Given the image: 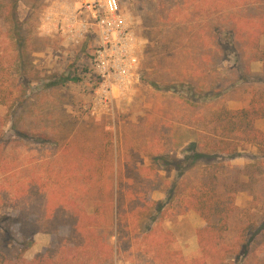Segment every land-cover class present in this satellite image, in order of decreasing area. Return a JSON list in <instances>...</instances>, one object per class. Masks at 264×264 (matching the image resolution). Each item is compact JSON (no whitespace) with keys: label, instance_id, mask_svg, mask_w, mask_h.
Segmentation results:
<instances>
[{"label":"trees","instance_id":"trees-1","mask_svg":"<svg viewBox=\"0 0 264 264\" xmlns=\"http://www.w3.org/2000/svg\"><path fill=\"white\" fill-rule=\"evenodd\" d=\"M18 2L4 0L0 4V35L10 38L14 48L21 44ZM168 3V17L170 11L187 16L194 9L202 20L195 25L182 24L181 40L169 39L165 46V55L176 58V66L184 72L182 77L165 85L149 78L147 81L151 87L162 86L177 96L187 112L181 124L193 129L202 142H196L190 154L181 159L175 150L160 157L159 170L168 174L173 171V178L156 169L153 177L143 180L142 189L128 199L115 197L112 179L105 196L98 195V182L104 175L95 169L96 158L89 160L92 170H73L72 176L90 180L83 202L70 195L71 188L64 191L55 186L37 191L31 183L16 187L10 206L22 221L0 216V264L13 260L12 251L9 260L1 251V243L5 235H13L14 231L28 235L40 231L49 234L53 241L28 261L21 258V253H14L13 261L21 264H103L114 252L109 239L114 233L119 254L148 256L156 264H264L263 222L244 221V226L230 237L231 222L239 210L235 202L238 193H246L253 207L264 210V130L255 126L256 119L264 118V88L244 77L255 61L262 62L264 73V50L260 48L264 0H160V8L165 10ZM232 57L241 79L230 83L217 67ZM139 77L141 82L146 81L142 74ZM81 79L74 75L68 80ZM244 93L251 96L247 106L228 108L227 101ZM47 138L41 135L42 141ZM242 142L257 149L258 157L250 163L239 166L214 160L201 162L210 154L232 153ZM7 145L0 131V176L13 171L6 163ZM118 175L120 172L116 171ZM152 191L164 193V198L150 200L148 194ZM86 204L93 205L92 212H88ZM106 209L113 214L110 220L115 221V230L108 232L102 227L103 222L107 223L103 215ZM188 211L195 212L204 222L195 230L199 255L191 260L171 248L173 233L163 227L165 219ZM12 241L21 245L20 238Z\"/></svg>","mask_w":264,"mask_h":264},{"label":"rangeland","instance_id":"rangeland-1","mask_svg":"<svg viewBox=\"0 0 264 264\" xmlns=\"http://www.w3.org/2000/svg\"><path fill=\"white\" fill-rule=\"evenodd\" d=\"M56 1L19 0L21 44L18 48L10 45V38L0 35V131L8 143L5 149L7 166L13 170L7 176H0V216L8 215L14 221H19L20 217L10 206L11 198L14 189L23 184L31 183L37 191L55 186L64 191L71 188L70 195L83 202L90 180L72 174L82 168L90 170L89 160L96 158L95 169L104 175L98 182L101 188L98 195L105 196L112 179L115 197L128 199L142 189L143 180L153 177L156 169L169 179L173 178V171L168 174L159 170L160 157L162 159L170 150H175L173 152L181 159L190 154L196 142H202L193 129L181 124L186 120L187 112L177 96L162 86L153 88L147 81L149 78L156 84L165 85L167 81L174 82L182 77L184 72L176 66V58L165 55L164 50L169 39L181 40L182 24L195 25L202 20L194 9H190L192 12L187 16L170 11L168 17L166 11L170 10V3L162 10L160 0H118L133 32L134 48L140 62L134 76V91L131 99H117L111 109L90 115L91 93L86 79L68 80L74 75L79 76L80 72L90 75L87 43L74 47L61 36L40 29L41 12ZM3 2L0 0L1 5ZM260 48L264 50V37ZM235 64L232 57L217 67L230 83L241 79ZM140 74L146 81L141 82ZM244 77L248 81L255 80V85L264 88L262 62H251L249 73ZM250 98V94L244 93L227 101V106L244 108ZM255 126L264 130V118L256 119ZM42 134L48 136L45 141L41 139ZM257 157L256 147L242 142L232 153L210 154L201 162L214 160L243 166ZM116 171L120 175L116 176ZM148 197L159 201L164 198V193L152 191ZM250 200L246 193L236 195L239 210L231 222L230 237L244 226V221L264 223V210L253 207ZM114 202L116 204V199ZM85 206L92 212L93 205ZM103 215L107 221L102 223L103 230H115V221L110 220L111 211L106 209ZM203 224L193 211L163 221V227L173 233L171 248L180 251L186 260L199 255L195 230ZM12 234L5 235L1 243V251L8 260L11 251L13 260L17 252L24 260H31L43 247L53 243L49 234L40 231L31 235L24 231ZM16 237L21 239V245L12 241ZM109 239L114 252L103 264H156L148 256L119 254L116 234ZM13 260L8 261L9 264H21Z\"/></svg>","mask_w":264,"mask_h":264},{"label":"built area","instance_id":"built-area-1","mask_svg":"<svg viewBox=\"0 0 264 264\" xmlns=\"http://www.w3.org/2000/svg\"><path fill=\"white\" fill-rule=\"evenodd\" d=\"M39 21L41 30L61 36L71 46L87 43L90 75L80 72L79 76L86 79L91 93L90 115L111 109L117 99L131 97L140 62L118 0H57L41 12Z\"/></svg>","mask_w":264,"mask_h":264},{"label":"crops","instance_id":"crops-1","mask_svg":"<svg viewBox=\"0 0 264 264\" xmlns=\"http://www.w3.org/2000/svg\"><path fill=\"white\" fill-rule=\"evenodd\" d=\"M81 78V77H80ZM82 80V79H81ZM136 89V88H135ZM131 99V98H130Z\"/></svg>","mask_w":264,"mask_h":264}]
</instances>
